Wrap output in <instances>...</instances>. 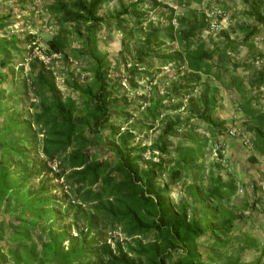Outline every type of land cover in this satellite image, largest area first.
<instances>
[{
    "label": "trees",
    "instance_id": "1",
    "mask_svg": "<svg viewBox=\"0 0 264 264\" xmlns=\"http://www.w3.org/2000/svg\"><path fill=\"white\" fill-rule=\"evenodd\" d=\"M19 1L32 6L31 14L48 18L56 33L41 48L50 58L47 65L33 56L41 46L35 35H22L21 43L18 36H0V70L17 60L29 69L18 86L22 90L15 84L9 92L0 88V264H242L246 251L258 252L259 264L264 188L256 184L250 190L252 200L242 208L249 211L246 217L231 204L243 180L206 170L204 152L209 139L243 146L241 137L247 136L248 163L264 160V51L256 46L264 33L262 1L242 0L235 28L218 33L209 25L221 18L190 9L204 0H39L40 10L31 0ZM114 1L119 9L103 16ZM225 7L220 1L211 8L226 12ZM9 19L0 15V30ZM112 27L122 34L113 63L98 46L100 32ZM242 50L246 55L236 62ZM121 64L129 68L113 79L112 70ZM17 69L24 74L21 63ZM164 70L176 75L160 79L142 102L126 101L139 82L152 84ZM6 78L0 76V86ZM168 82L166 94L158 96V87ZM210 82L231 93L230 119L216 116L225 98H218ZM24 98H32L29 106L18 109ZM143 104L140 120L121 130ZM181 108L183 116H168ZM157 125L160 134L148 146L132 143ZM230 129L236 138L228 137ZM34 153L39 161L30 158ZM146 153L157 161L145 160ZM216 158V171L229 167L220 151ZM10 164L23 166L19 182L11 181ZM32 178H40L38 189L25 191L17 201L20 211L7 224L10 209L4 203L24 192ZM52 181L61 183L47 189ZM173 187L182 192L176 202L169 199ZM63 211L68 227L55 233L56 218L47 212L60 217ZM256 213L262 218L258 235L245 229L255 225ZM5 242L7 254L1 249Z\"/></svg>",
    "mask_w": 264,
    "mask_h": 264
},
{
    "label": "rangeland",
    "instance_id": "2",
    "mask_svg": "<svg viewBox=\"0 0 264 264\" xmlns=\"http://www.w3.org/2000/svg\"><path fill=\"white\" fill-rule=\"evenodd\" d=\"M32 3L40 10V4H39V0H31ZM220 1H223L225 3V9L227 12V18L226 19H221L218 20V25L219 27H221V30L224 31H228L231 30L233 28H235V26L237 25L236 23V19L234 18L236 16V13H239L241 11H243L244 8V1L242 0H235L234 2H230L229 0H204L202 2L201 5H197V4H191L190 5V9L193 10H201L204 12H209L212 11L214 8H211L212 6H217ZM123 3H126V0H122ZM167 2H170V0H167ZM211 6V7H210ZM211 8V9H210ZM30 9H32V6H28L27 4H21L19 0H0V15H9L10 19L8 24L6 25L5 28L0 30V36H2L3 34L5 35H10L13 36L15 35L16 37L18 36L17 41H19L21 43V41L23 40V36L26 33L27 34H33L36 37V42L39 43L41 46L39 47V50L35 49L34 50V54L33 56L35 57H39L42 54L41 52V48L45 47V41L50 39L55 33L56 30H52V28L50 27V21L48 18L43 17L40 13L37 14H31L29 11ZM113 9H119L118 7V2L114 1L112 2V4L106 8L105 10L102 11V15L104 16L106 14L107 11H111ZM264 11V9H263ZM156 13H159V10L156 11ZM151 19L155 20V14H151ZM48 19V20H47ZM220 19V18H219ZM4 36V35H3ZM121 41H122V34L120 32H118L114 27H112L109 31H107L106 29L102 30L99 34V42H98V46L99 49L103 52H106L109 56V59L112 61V63L115 60V56L118 57L119 52L122 50V46H121ZM120 55V54H119ZM244 55H246V51L242 50L241 54L237 57L236 62L240 59H243L242 57H244ZM123 56H126L123 55ZM129 59V58H128ZM16 61V60H15ZM23 65L24 67V74H21L20 72H18V66ZM45 65H47V62H43ZM130 63V62H129ZM19 64V65H18ZM58 66V65H57ZM10 67H13L14 70V74H12L10 72ZM129 68V64L126 66H121L117 69H113L111 72V77L113 79H117L120 78L122 74H124L125 70ZM28 62H20V61H16V62H11V65L8 68L2 69L0 70V76L2 75H7L6 81L0 86L1 89H4L6 92L11 90V86L13 84H15V87L18 89V86L21 85V80L22 78L25 76V73L28 71ZM176 72L174 71H170V70H164L161 74H159L158 76H156L154 78V82L152 84H149L146 81H141L137 84V89L135 90H130L128 92L127 95V99L126 101H128V103H140L142 102L141 100L139 101V99L141 97H143V95H145L147 92L150 91V87H153L154 85H156L158 83V81L160 79H163L164 77H169V76H175ZM84 76V75H83ZM61 78L57 79V84L59 85V88L61 90V92L63 94L66 93L65 87L61 84ZM152 85V86H151ZM171 82H168L166 84V86L158 87L157 90V95L158 96H163L166 94V92L168 91V88L170 87ZM210 86L213 88H217L218 91V98L220 97H224L225 98V107L222 108V111L219 112L216 116L220 118L221 115H223V111H228V105H226V102L229 100H232V95L231 93L225 92L222 88H220L218 86V84H216L215 82H210ZM203 86H201L200 88L197 89V92L200 91V89ZM22 90L21 88L18 89V91ZM30 98V95H29ZM32 99V98H31ZM31 99L29 100L28 98H24V101L22 104H20L18 106V109H22L23 107L27 108L29 106V103L31 101ZM185 102V100H184ZM131 103V104H132ZM177 102H170L167 104H163V105H177ZM143 104V106H141V108L139 109V111L135 112L133 114L132 120L123 128H121V130H130L132 125H135L137 123V120L139 121L143 112V108L146 107V105ZM9 109L12 108L11 104H8ZM185 110L184 108H181L178 111H173L170 112L168 116L172 117V116H176V115H184ZM160 134V127L157 125L154 130L150 131L148 135H143V136H138L133 140V144H137L140 143L142 146L146 145L148 146L150 144V140L157 137ZM198 135H203L201 131L197 132ZM177 136H182V133H176ZM228 140H232V139H228ZM210 143L208 144L206 150H205V161L204 164L206 166V170L208 168H212L213 171L215 173H219L220 175H222L223 179H227L228 176L230 175H234L236 176V179L240 178L243 180L244 186L243 188H241V186L239 187V193L237 196L233 197L231 199V204L236 205L237 207H240V211L242 212L243 215H245L247 217V215L249 214V211L242 209L243 206L245 205L244 201L248 199V201L250 202L252 199L250 197V190L252 189L251 187H254L256 184L259 187V181L257 182L256 179H259L257 172L252 171L253 166H251V164H249V160L248 157L250 155V150L248 147L244 148L240 142L233 140L234 142L229 144V146L226 145V143L224 142V140H219V141H215L212 139H209ZM95 148V147H94ZM96 149V148H95ZM218 151H220L224 157V159H226V161L229 162V167L226 169L225 167H221L218 171L217 170V166L215 164L217 158L216 155L218 153ZM30 158L34 161H39L41 159L40 156L34 154L30 155ZM144 159L145 160H149L152 159L153 161H157V158H150L149 157V153H146L144 155ZM5 162L11 163L9 160L5 159ZM10 168H11V174L13 175V177L11 178V181L13 183L19 182V172L21 170H23V166L20 165L18 167H15V164H10ZM253 175V178L250 176ZM244 177V178H243ZM237 179V180H238ZM40 178H32L31 180L27 181L24 184V192H19L18 195L16 196V198L14 199H10V200H6V202L4 203L6 207H8L10 209V215L5 217L6 223L9 225L12 223V219L11 216L12 214L15 212H19L20 211V204H18L19 202L17 201H22V199L24 198V194L25 191H30V193H35V191L38 189V186L40 185L39 182ZM168 180L167 176H163L159 181V184H163ZM260 180V179H259ZM61 183V181H52L50 182L48 185H46L47 189H54V187L56 185H59ZM51 195H53L54 197L60 198L62 197L61 191H58L55 193L53 192V190H51ZM248 196V197H247ZM182 197V192L181 189L179 187H173L170 190V200L173 202L178 201V199ZM39 201V200H36ZM10 203V204H9ZM47 213H51V218L52 221L56 220L53 222L54 226H52L53 231L55 233H59L63 228L68 227V222H65L64 220H62V217L64 215V211L61 213L60 217L58 215H54L53 212H47ZM68 221V220H66ZM259 221H262V218L258 216V214H255V218H254V223L255 225L252 226L249 223L245 225V229H250L252 231L253 234L257 235L260 234L259 233V229L258 228V223ZM257 226V227H256ZM70 231L72 232L71 235L73 234V230L70 229ZM261 233H263L261 231ZM262 241V240H261ZM264 243V241H263ZM8 243H3V245L1 246L2 252L4 254L8 253ZM64 245L66 246L67 244L64 243ZM10 247V245H9ZM263 247V246H261ZM12 249V248H11ZM19 254V252H17ZM259 254L258 252L255 251H246L242 254V264H256V260L258 259ZM10 264V263H9ZM259 264H264V255L262 256V258L260 259Z\"/></svg>",
    "mask_w": 264,
    "mask_h": 264
},
{
    "label": "built area",
    "instance_id": "3",
    "mask_svg": "<svg viewBox=\"0 0 264 264\" xmlns=\"http://www.w3.org/2000/svg\"><path fill=\"white\" fill-rule=\"evenodd\" d=\"M207 16L208 17H218V18H221V19H226L227 18V14L224 10H222L221 8H217V9H213L212 11H209L207 12ZM219 25L216 21H211L210 25H209V31L211 33H218V31L220 30L219 29ZM37 50V48H36ZM40 60H42L43 62H49L50 58L49 57H46L44 55H41L38 57ZM53 58H58V56L56 55H53ZM228 137L230 138H236L237 137V132L235 131V129H230L229 132H228ZM241 141H242V144L243 146H247L249 145V138L247 136H242L241 137ZM56 165L57 163H54L53 165V170L56 168ZM263 186H264V183H263ZM113 236H115V234H113ZM121 238V237H120Z\"/></svg>",
    "mask_w": 264,
    "mask_h": 264
},
{
    "label": "crops",
    "instance_id": "4",
    "mask_svg": "<svg viewBox=\"0 0 264 264\" xmlns=\"http://www.w3.org/2000/svg\"><path fill=\"white\" fill-rule=\"evenodd\" d=\"M262 1V7L264 8V0ZM219 29H222L221 27ZM256 46L264 51V33H261L257 38H256ZM232 117V112L230 109H228V111H223V115L220 116V118H226V119H230ZM233 140H226L225 143L227 146H229V144L233 143ZM252 171L257 172L259 179H261L262 181L259 182V185L263 186L264 183V160L262 158L259 159L258 163H255L252 165ZM253 178V175H250ZM244 178V177H243ZM258 179H256L257 181ZM252 188V187H251ZM264 188V186H263ZM260 199L262 201H264V193L261 194ZM263 232L262 235H264V230H261Z\"/></svg>",
    "mask_w": 264,
    "mask_h": 264
}]
</instances>
